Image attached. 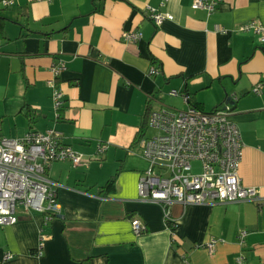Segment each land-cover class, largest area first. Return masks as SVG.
Wrapping results in <instances>:
<instances>
[{
  "label": "crops",
  "instance_id": "0c3cea01",
  "mask_svg": "<svg viewBox=\"0 0 264 264\" xmlns=\"http://www.w3.org/2000/svg\"><path fill=\"white\" fill-rule=\"evenodd\" d=\"M3 1L0 138L55 130L84 160L46 170L59 215L45 222L19 207L15 224L0 225V264H264V43L240 31L264 25V0H222L212 13L193 9L195 0ZM151 10L173 19L157 26ZM125 32L142 37L127 42ZM59 61L67 68L56 81L65 95L57 118L49 82ZM226 89L244 143L239 175L261 201L175 204L171 232L162 206L139 197L149 164L137 142L152 137L151 111L179 110L174 97L211 112L225 105ZM135 218L146 227L140 237ZM213 238L223 242L210 254Z\"/></svg>",
  "mask_w": 264,
  "mask_h": 264
},
{
  "label": "built area",
  "instance_id": "2783aa9c",
  "mask_svg": "<svg viewBox=\"0 0 264 264\" xmlns=\"http://www.w3.org/2000/svg\"><path fill=\"white\" fill-rule=\"evenodd\" d=\"M222 0H195L193 9L215 11ZM12 1H3L9 6ZM150 19L155 25L172 20L171 14L151 10ZM243 33L252 32L264 43V25L251 21L240 27ZM142 35L125 32L127 42H138ZM66 63L59 61L51 68L53 78L49 85L53 89V110L58 113L64 107L65 95L59 88L57 78L66 71ZM155 68L150 70L156 75ZM261 94V87L254 89ZM177 96V91L170 92ZM184 100L189 97L184 95ZM232 107L229 104L205 112L195 106L185 110L160 108L151 111L148 123L157 133L151 138H140L137 142L149 166L138 184L141 200L160 204L166 224L171 232L177 227L171 217L170 208L175 204L214 205L239 202L261 201L255 188L246 187L241 180V167L244 143L237 124L231 119ZM104 148L100 147V151ZM71 161L78 166L83 163V154L61 143V135L55 130L46 133L29 132L21 139L0 138V225H13L17 222V209L37 211L44 215L45 222L61 212L57 193L45 173L53 162ZM199 163L195 171L194 164ZM132 229L137 237L142 236L146 227L137 218L132 220ZM247 233H241V241ZM44 234L41 235L39 254L43 248ZM174 239V238H173ZM222 240L211 239L205 244L210 254ZM8 253L5 259H12ZM243 262V257L238 258Z\"/></svg>",
  "mask_w": 264,
  "mask_h": 264
},
{
  "label": "rangeland",
  "instance_id": "374dc122",
  "mask_svg": "<svg viewBox=\"0 0 264 264\" xmlns=\"http://www.w3.org/2000/svg\"><path fill=\"white\" fill-rule=\"evenodd\" d=\"M208 96V95H207ZM205 97V95H204ZM209 97V101H211L213 98L208 96ZM174 101L176 102V108L179 109V110H184L185 107L183 106V102L181 100L180 97H174ZM212 108H208V111H210ZM149 127L147 128V132H146V135L147 137H151V136H154L157 132L149 125V123L147 124ZM194 167H195V171L199 170V167H200V164L199 163H195L194 164ZM19 208V207H18ZM18 210V209H17Z\"/></svg>",
  "mask_w": 264,
  "mask_h": 264
},
{
  "label": "water",
  "instance_id": "95a60500",
  "mask_svg": "<svg viewBox=\"0 0 264 264\" xmlns=\"http://www.w3.org/2000/svg\"><path fill=\"white\" fill-rule=\"evenodd\" d=\"M225 96H226L225 104L231 105L232 104V96L229 95V92L227 89L225 90Z\"/></svg>",
  "mask_w": 264,
  "mask_h": 264
},
{
  "label": "trees",
  "instance_id": "16d2710c",
  "mask_svg": "<svg viewBox=\"0 0 264 264\" xmlns=\"http://www.w3.org/2000/svg\"><path fill=\"white\" fill-rule=\"evenodd\" d=\"M113 180H114V179H113ZM113 180H111V181L107 184V187H108V186H112ZM176 226H177V224H176Z\"/></svg>",
  "mask_w": 264,
  "mask_h": 264
}]
</instances>
